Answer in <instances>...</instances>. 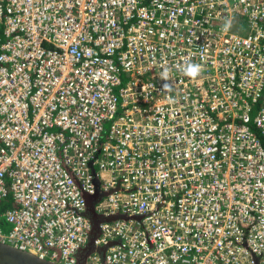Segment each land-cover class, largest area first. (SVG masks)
I'll use <instances>...</instances> for the list:
<instances>
[{
  "label": "built area",
  "instance_id": "obj_1",
  "mask_svg": "<svg viewBox=\"0 0 264 264\" xmlns=\"http://www.w3.org/2000/svg\"><path fill=\"white\" fill-rule=\"evenodd\" d=\"M263 140L264 0H0V241L264 264Z\"/></svg>",
  "mask_w": 264,
  "mask_h": 264
},
{
  "label": "water",
  "instance_id": "obj_2",
  "mask_svg": "<svg viewBox=\"0 0 264 264\" xmlns=\"http://www.w3.org/2000/svg\"><path fill=\"white\" fill-rule=\"evenodd\" d=\"M91 204L89 202L88 211L91 214ZM95 220L93 222V228H96ZM0 264H56L50 260L42 259L36 255L18 249L4 241H0ZM81 264V261L79 262Z\"/></svg>",
  "mask_w": 264,
  "mask_h": 264
},
{
  "label": "clouds",
  "instance_id": "obj_3",
  "mask_svg": "<svg viewBox=\"0 0 264 264\" xmlns=\"http://www.w3.org/2000/svg\"><path fill=\"white\" fill-rule=\"evenodd\" d=\"M230 26L231 21H228L225 25V30H227V28H229ZM202 70L203 69L201 65L187 62L182 68V73L184 76L194 80L201 74ZM160 79L163 81L161 89L165 92L171 91L172 79L170 71L167 68L162 71Z\"/></svg>",
  "mask_w": 264,
  "mask_h": 264
},
{
  "label": "rangeland",
  "instance_id": "obj_4",
  "mask_svg": "<svg viewBox=\"0 0 264 264\" xmlns=\"http://www.w3.org/2000/svg\"><path fill=\"white\" fill-rule=\"evenodd\" d=\"M244 27V26H243ZM245 29V27L243 28V30ZM8 227V224H6V226H4V229H6Z\"/></svg>",
  "mask_w": 264,
  "mask_h": 264
},
{
  "label": "trees",
  "instance_id": "obj_5",
  "mask_svg": "<svg viewBox=\"0 0 264 264\" xmlns=\"http://www.w3.org/2000/svg\"><path fill=\"white\" fill-rule=\"evenodd\" d=\"M263 143H264V140H263ZM8 203H9V202H8ZM3 205H5L4 202H3Z\"/></svg>",
  "mask_w": 264,
  "mask_h": 264
}]
</instances>
